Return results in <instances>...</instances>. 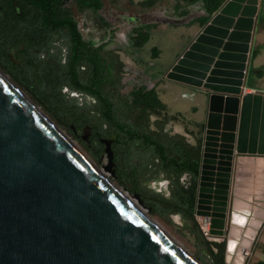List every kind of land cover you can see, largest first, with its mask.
Returning <instances> with one entry per match:
<instances>
[{
	"label": "water",
	"instance_id": "obj_1",
	"mask_svg": "<svg viewBox=\"0 0 264 264\" xmlns=\"http://www.w3.org/2000/svg\"><path fill=\"white\" fill-rule=\"evenodd\" d=\"M258 1L228 0L165 75L205 95L195 215L215 236L226 233L235 157H264V93L245 92ZM110 142L103 169L113 176ZM0 264L202 263L0 71Z\"/></svg>",
	"mask_w": 264,
	"mask_h": 264
},
{
	"label": "rangeland",
	"instance_id": "obj_2",
	"mask_svg": "<svg viewBox=\"0 0 264 264\" xmlns=\"http://www.w3.org/2000/svg\"><path fill=\"white\" fill-rule=\"evenodd\" d=\"M145 2L146 0H103V7L96 16H93L92 12L86 11L79 17L74 12L79 23V29L83 35L88 34L89 30L91 31V34H93V31L91 30L92 28H89V26L84 23L85 18L96 17L100 19V31L96 32V36H99L101 39L104 53L103 55L107 57H109L111 54L113 56H118V59L122 62V65H117V71L121 72L120 80L118 81L119 83L113 91H108L112 93V97L115 100H120L122 97H128L130 92L137 88L139 83L144 84L146 88L156 89L158 82L156 83L152 80V74L159 68V65H152L156 58H153L151 50L154 47H157V50L162 51V56H160L159 60V63L161 64L159 73H163L165 67L170 64V59H168V56L169 54L172 55L171 51L174 48L168 40L170 33L182 31L180 43L185 45L188 44L202 28V26H200L198 23L196 26H194L195 23L194 25L190 24L191 20L196 19L197 17L204 14L201 4L188 7L189 14L185 17H180L178 15L179 12H176L174 9V0H155V5L151 8H147L146 5H143ZM178 20H180L182 23L174 24V22ZM145 25H155L156 27L152 30L164 25L167 28L165 30L166 34L161 33L156 36L154 35L142 49H135L132 46L133 30ZM194 30L196 32H194ZM165 75L166 73L161 76L160 80L168 82V84L175 83L166 80ZM185 88L188 87L185 86ZM189 89L190 88L187 90ZM183 92L186 91L182 90L181 98L176 101H171L169 100V95L174 97L175 94H177V91H174L171 86H166L165 90L160 94V100L162 103H167L168 110L163 112L161 116L158 117L155 115L148 116L147 125L152 130L159 129L164 130L165 133L167 132L170 135H181L185 138L186 142L190 144V146H195L197 144V139L200 136V126L203 124L206 115V104L205 115L201 118L200 125L196 124L197 117L193 113L189 112V114L185 116L175 114L176 112H179L180 108H184L185 111H188L189 106L191 105V103L185 99L186 95L183 94ZM77 97L79 102H83L84 100L88 101L79 95ZM41 110L46 116H49L43 110V108H41ZM137 114L138 112L136 110H132L130 113L122 111L119 116L126 121L132 122L134 121ZM49 118L51 117L49 116ZM51 120L56 124V120L53 118H51ZM56 126H58L62 131H65L58 124H56ZM74 142L75 145L83 152V154H85V156H87V158L97 166L104 176L109 181H111L121 191V193H126V188L123 187L121 183H119V181L115 179L109 172L103 169L107 163L106 156H104L103 159L99 161V158L92 156L78 142ZM132 152L137 159H141L144 156V154L138 153L139 151L137 146L133 148ZM231 175L225 235L217 237L210 234L208 232L210 228L207 227L205 223H203V218L197 217L196 215L195 218L205 241L222 242L225 240L226 264H234L236 254L233 251L229 255V260H227V241L229 240L228 233L230 232L232 225L231 216L233 217L236 213L241 216V221H244L245 219L246 224L245 228L241 230L242 233H244L249 228V225H247L248 222L253 220L258 221L259 226L255 230V234L250 246L245 251L246 255H244L245 261L243 263L253 264L256 258L255 256L261 254V244L264 239V157H235ZM187 179L188 178L183 177L182 181L186 182ZM140 183L143 187L168 195L169 182L166 175L163 173L157 174V176L151 181H140ZM127 192L129 196L130 194H133L132 192ZM131 198L128 197L130 201L135 202L133 200L134 198ZM145 207L150 209L147 206ZM147 209H144L143 213L157 226H159L166 234H168L181 248L183 247L189 254L199 260L202 264H211L206 257V251L204 247H200V240L193 230L192 223L184 221L180 216L174 214L170 215L168 219H163L153 214L151 209L149 211Z\"/></svg>",
	"mask_w": 264,
	"mask_h": 264
},
{
	"label": "trees",
	"instance_id": "obj_3",
	"mask_svg": "<svg viewBox=\"0 0 264 264\" xmlns=\"http://www.w3.org/2000/svg\"><path fill=\"white\" fill-rule=\"evenodd\" d=\"M19 0H0V62H3L9 51L19 50L22 56L28 58L31 42L28 36L36 34H46L48 30H56L59 27L67 28L69 34H77L76 26L67 22L70 20V12L61 8L64 0H26L22 3L23 15L27 16V25H17L13 23L16 14L12 9V3ZM82 8L91 9L93 12L101 10L103 0H75ZM174 9L179 12L180 17L189 14L188 7L201 4L204 14L191 20L190 24L198 23L204 26L209 18L216 13L228 0H174ZM30 4L37 9V22L30 21ZM147 8L155 5V0H146L143 4ZM28 9V10H24ZM63 20L64 22L52 26L50 21ZM155 25H145L133 30L132 46L135 49H142L149 41L150 33ZM22 50H20V48ZM153 58H157L159 52L156 49L151 50ZM7 59V58H6ZM27 63L33 62L32 59H26ZM104 71V64H103ZM106 76L103 75V83ZM120 80L118 74L117 81ZM47 92V91H46ZM123 98V97H122ZM124 105L137 112L147 113V116H161L166 111L165 105L159 99L155 88L137 87L133 89L129 96L123 99ZM114 104L107 96V92H102V110L104 121L114 122L113 112ZM158 127V126H157ZM123 136L122 151L117 155L116 179L127 191L139 195L143 204L151 209L152 213L163 219H168L170 215H178L184 221L193 225V230L200 240V247L203 246L206 251V257L211 264H226L225 250L226 242H208L205 241L203 234L195 218L196 187L199 174V162L201 153V135L203 125L200 126V136L195 146H190L181 135H170L164 133V140L159 139L162 130H152L148 127V132L143 134L140 129H132L123 125L121 128ZM138 147V153L144 154L141 159L135 158L133 148ZM98 158V156H97ZM166 175L169 182L168 195L162 192H155L141 186L140 181H151L157 174ZM189 175V185L182 181L185 175ZM253 264H264L263 261H257Z\"/></svg>",
	"mask_w": 264,
	"mask_h": 264
},
{
	"label": "flooded vegetation",
	"instance_id": "obj_4",
	"mask_svg": "<svg viewBox=\"0 0 264 264\" xmlns=\"http://www.w3.org/2000/svg\"><path fill=\"white\" fill-rule=\"evenodd\" d=\"M33 1L35 4L36 0ZM90 1V0H89ZM22 3L28 8L26 0L12 3V9L16 18L13 23L27 25V16L23 15ZM30 21L37 22V9L30 4ZM61 8L70 12V23L75 24L77 34H69L67 28L59 27L46 34L28 36L33 49L30 51L29 59L33 62L27 63L26 57L19 50L8 52L7 59L0 62V71L40 110H43L63 128L62 131L56 124L46 116L67 138L74 144L78 142L92 156L101 161L105 152L104 140H109L110 150L113 154L114 171L116 179L117 155L122 151L123 136L120 128L123 125L139 130L146 134L148 132L147 113H139L134 121L129 122L122 119L119 114L122 111L130 113L121 100H115L112 93L117 84V65H122L118 56L112 54L107 57L103 55V46L96 32L100 31V19L85 18L91 31L83 35L79 29L78 20L74 12L80 17L86 11L92 12L93 16L99 14L100 10L93 12L91 9L82 8L75 0H64ZM28 10V9H24ZM64 22L63 20L50 21L52 26ZM23 47L20 48L22 50ZM104 64V71H103ZM103 75L106 80L103 83ZM137 87H145L139 83ZM107 92L110 101L114 104L113 112L116 121L107 122L103 118L102 92ZM47 91V92H46ZM29 95H27V94ZM84 100L79 102L78 97ZM123 99V98H122ZM42 111V110H41ZM43 112V111H42ZM45 114V113H44ZM165 131L162 130L159 139L164 140ZM121 135V136H120ZM186 184L189 185L190 177ZM195 215V213H194ZM196 217V216H195Z\"/></svg>",
	"mask_w": 264,
	"mask_h": 264
},
{
	"label": "crops",
	"instance_id": "obj_5",
	"mask_svg": "<svg viewBox=\"0 0 264 264\" xmlns=\"http://www.w3.org/2000/svg\"><path fill=\"white\" fill-rule=\"evenodd\" d=\"M200 17V16H199ZM198 18V17H197ZM194 25V24H193ZM197 23H195L194 26H196ZM193 26V27H194ZM166 26L161 25L155 30H152L150 33L149 40L155 35H159L161 33H165ZM194 32H196L194 30ZM193 32V33H194ZM192 33V34H193ZM182 31L176 32V33H170V37L168 38L169 42L173 45L172 55L169 54L168 59H170V64L167 65L164 69L163 73H159V69L161 68V64L159 63L160 56H162V51L157 50V47H154L153 49H156L159 52V55L154 60L152 65H159V68L152 74V80L156 83L158 82L157 86V92L159 95V99L161 98V93L165 90L166 86H171L174 91H177V94L175 96L169 95L171 101H176L182 96V90H185L186 92H183V94L186 95L185 99H187L191 105L189 106V110L185 111L184 108H180L179 112H176L175 114H179L181 116L188 115L189 112L193 113L197 117V123L201 124V118L205 115V95L204 93H200L194 90H187L188 88H185V86H182L180 84L171 83L168 84V82L162 81L161 76L164 75L167 70L170 68V66L175 62V60L180 56V54L183 52V49L187 44H181ZM191 34V35H192ZM181 92V93H180ZM246 93L249 92H262L264 93V0L258 1L257 6V13L255 18V30L253 34V40L251 43V56L248 63V72H247V81H246ZM192 95V96H190ZM168 100V101H169ZM163 104L166 107V110H168V105L166 102H163ZM262 251L261 254L255 256V262L257 261H263L264 262V239L262 241Z\"/></svg>",
	"mask_w": 264,
	"mask_h": 264
},
{
	"label": "bare ground",
	"instance_id": "obj_6",
	"mask_svg": "<svg viewBox=\"0 0 264 264\" xmlns=\"http://www.w3.org/2000/svg\"><path fill=\"white\" fill-rule=\"evenodd\" d=\"M248 169V168H247ZM121 195L125 198V200L145 219H147L149 222H151L156 228L162 230L159 226H157L149 217H147L143 213V207L139 205L136 199H133L135 202H132L128 199V197L131 198L127 193H121ZM132 199V198H131ZM134 203V204H133ZM136 203V204H135ZM241 216L238 214H234L233 219H232V225L231 229L228 235V256L227 260L230 258V254L234 251L235 254V261L234 264H243L245 261V251L246 249L250 246V243L254 237L255 230L258 228L259 223L258 221H251L248 222L247 225H249V228L242 233V229L245 228L246 221H241ZM204 220V219H203ZM257 222V223H256ZM204 223V222H203ZM207 227H209L208 223H205ZM204 225V226H206ZM246 225V226H247ZM209 232V231H208ZM168 235V234H167ZM169 236V235H168ZM170 237V236H169ZM214 237V236H212ZM218 237V236H217ZM171 238V237H170ZM172 239V238H171ZM173 240V239H172ZM174 241V240H173ZM175 242V241H174ZM176 243V242H175ZM177 244V243H176ZM234 254V253H233Z\"/></svg>",
	"mask_w": 264,
	"mask_h": 264
},
{
	"label": "built area",
	"instance_id": "obj_7",
	"mask_svg": "<svg viewBox=\"0 0 264 264\" xmlns=\"http://www.w3.org/2000/svg\"><path fill=\"white\" fill-rule=\"evenodd\" d=\"M149 89V88H148Z\"/></svg>",
	"mask_w": 264,
	"mask_h": 264
}]
</instances>
